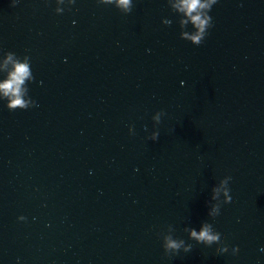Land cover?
Wrapping results in <instances>:
<instances>
[{"label": "water", "instance_id": "water-1", "mask_svg": "<svg viewBox=\"0 0 264 264\" xmlns=\"http://www.w3.org/2000/svg\"><path fill=\"white\" fill-rule=\"evenodd\" d=\"M173 3L0 0V54L29 56L36 102L0 104V264H264V0H218L198 47ZM209 222L229 253L184 231Z\"/></svg>", "mask_w": 264, "mask_h": 264}, {"label": "clouds", "instance_id": "clouds-1", "mask_svg": "<svg viewBox=\"0 0 264 264\" xmlns=\"http://www.w3.org/2000/svg\"><path fill=\"white\" fill-rule=\"evenodd\" d=\"M16 0H13V6ZM56 4L55 13L62 14L67 8H70L75 0H54ZM99 5H108L117 9L121 14L127 15L133 7V0H96ZM218 0H174L172 8L181 15L180 21L182 28L188 29L180 33V39L187 41L192 46H200L207 36L208 30L212 27V18L209 15L210 10ZM191 26L188 28V26ZM0 104L8 111L26 110L36 106V102L29 96L28 85L34 80L29 56H17L13 52H3L0 54ZM164 113L156 112L152 115L153 131L146 137L147 140L155 142L159 133L155 126L161 121ZM147 131V128H145ZM129 135L134 134L132 126L128 127ZM235 177H229L221 186L215 189V200L211 203V216L214 220H219L225 211L226 205L235 204L234 189L232 187ZM23 216L18 217V221H23ZM191 241L199 242L201 245L215 248L220 246V254L229 253V245L225 243V235L219 231L215 223H207L203 230L197 228H186ZM162 250L165 254L176 255L177 253L192 254L196 251L193 243L186 242L184 239L165 236L162 241ZM264 251V249H262ZM239 252L238 247H232V255Z\"/></svg>", "mask_w": 264, "mask_h": 264}]
</instances>
